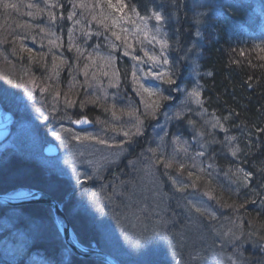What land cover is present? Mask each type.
Masks as SVG:
<instances>
[{
	"label": "trees",
	"instance_id": "16d2710c",
	"mask_svg": "<svg viewBox=\"0 0 264 264\" xmlns=\"http://www.w3.org/2000/svg\"><path fill=\"white\" fill-rule=\"evenodd\" d=\"M33 2L31 3L29 0H0V27L4 28L3 32H0V45H4V48L9 50L3 54V63H5L3 66L8 69H0V79H4L0 81L1 104L10 107L9 94L18 95L27 92L21 76V73L27 74L25 72L27 70L30 73L27 74L29 77L36 82L39 81L36 87L40 90L45 89L42 92L43 97L47 100L44 106H46L50 117L45 123V127L53 123L54 120L61 122L69 119L71 125L74 119L87 115L93 120L94 128H111L113 125L119 128L120 124H115L118 117L124 119L128 117V111L135 109L138 113L139 110H142V114L139 113V115L143 120L142 132H145L147 126L154 124L157 116V114L149 117L142 116L146 111V102L151 103L155 100L161 106V103L166 100L165 98L171 94V87L176 85V81H179L182 89L176 90L175 102L172 101V104L167 105L162 113L163 117L168 115L170 119L169 131L165 135L166 139H169V135L173 131L174 138L179 137L180 141L183 138L188 139L190 145L193 146L192 149L184 154L183 149L178 146L181 152L172 154L166 150L167 155L166 153L163 155L164 153L162 154L154 147V139L148 131L141 143H138L143 148L148 147V149L155 150L147 155L153 157L152 161L155 164H159L158 175H161V178H164L163 175L168 178L178 176L187 181L182 185L191 187L195 192L205 194L211 192V196L208 195L210 204L218 213V218L214 221H221L222 223L219 225L223 229L228 230L229 228L232 234L237 236V239L234 240L235 243L227 246L226 249L224 247L226 242L221 243L223 246L218 244L219 249L211 246L208 249H203L200 245L202 248L197 249V253H194V248H197L196 243H199L201 237L199 225L204 221H211L208 219L209 215L201 213L200 218L198 215L190 217L189 221L183 219L181 221L178 218L180 216V213L177 212L178 208L171 209L174 211H169L166 215L162 214L160 220L146 219L145 221L152 223V229L155 228L154 230L159 231L163 238L175 236L176 243L181 248L165 246V242L154 254V251L147 247L149 251L144 261L136 262L135 256L138 255L135 252L126 257L124 248L117 249V253L111 250L113 244L106 242L102 236V221H97L95 215L91 216L87 210L78 211L72 207L73 204L66 202L64 208L77 239L88 246L95 242L99 248L113 254L123 264H198L199 260L204 263L207 259L209 264H264V51H262L264 49V0H123L127 5L123 13H116L110 9L106 0H99V3L97 0H85L88 5L86 8L79 6L81 0H47V2L46 0H35ZM113 2L115 3L116 0ZM5 4H16L17 7L15 9L5 7ZM29 4L35 5V7L29 8ZM133 6L139 11L140 16L150 15L149 10L155 9L161 11L166 17L161 33L166 34L168 40L165 54L168 55L170 64H166L169 68L167 73L171 75L174 83H168L167 77H165L161 81V89L155 91L156 95L150 98H147V93H144L140 86L137 88L136 85H139L137 80H131L132 78L130 79L129 76H133V72L139 66L145 69L148 68V65L153 69L157 68L156 63L159 62L149 61L144 53L147 51L159 56L160 45L151 41V34L148 39H144L142 34L137 33L135 25H140L141 28L144 25L140 18L131 11ZM68 8H73L76 11L81 24L77 23L70 29L71 31L68 32L70 38L67 37V41L70 39L78 46L82 42H86L88 46L93 45L97 54L86 59L83 63L71 61L62 65L63 73L58 78L52 75L54 77L52 81L47 78V73L41 71L42 74L38 75L37 71L33 69L34 67L20 69V65L26 62L41 63L43 61L40 53L36 54L35 60L21 56L25 54V51L21 49V44L26 41L31 44L32 49L37 47V42L29 35L40 27L46 32H55L58 35L53 41L57 46L61 40L66 41V30H60L58 23L69 15ZM29 12H32L33 15L29 16ZM49 12L55 14V20L50 19ZM101 13L109 17L105 20V23L110 26L109 29L92 19L93 16L99 19ZM110 13L111 16H109ZM196 13L203 14L202 22L198 26L194 22ZM118 16L128 17L127 20H124L127 22L128 32H119L122 36L121 40H117L112 35V31H114L112 18ZM73 21L76 22L77 18H74ZM132 21H135V25ZM149 21V28H153L157 23L154 19ZM197 27L200 36L195 34ZM61 35L65 36L61 37ZM47 43L48 40L44 39L43 48ZM190 44L192 45L190 46ZM49 45L53 46L52 43L47 46ZM173 48H179L181 54L176 56L171 51ZM126 53L130 56L129 58L124 57ZM118 54L124 55L121 57ZM25 55L28 56V54ZM135 57H141V59L137 60ZM92 58L94 61H89ZM140 61L142 64L139 63ZM136 64L137 67H135ZM181 66L188 68L185 77L181 76L182 73L180 74ZM85 74L95 75L93 78L95 80L92 79L94 87L95 83L99 82V88L104 86L108 90L101 92L100 89H96L94 94L86 92L85 97L78 98L74 102L72 109L63 100L64 96L55 104L50 102L52 95H56L57 92L62 95L67 94V97L71 95V91L67 90L65 84L67 77L78 76L81 78ZM103 77L106 79L96 81ZM193 77L196 80L192 83ZM193 88L200 91L202 105L196 106L198 104L195 103V100L188 97V93ZM4 89L7 93L2 92ZM127 94L129 96L125 98ZM97 98L99 99L97 100ZM87 99L97 100V102L90 103L86 101ZM82 101L83 107H81ZM122 101L130 103L132 107L124 106ZM87 104L98 108L90 112L91 110L87 109ZM54 105L57 106V110L52 111L51 107ZM113 105H115L117 118L112 116ZM105 108L108 111H105ZM99 109L100 116L96 114ZM121 110H123V114ZM177 112L181 113L179 117L176 115ZM14 114L17 112L14 111ZM225 117L227 119H224ZM216 118H219L223 127H212ZM132 121L134 122V120ZM181 121H186L187 128L183 129L181 125H178ZM189 121L194 123H189ZM226 137H235V139L228 140ZM146 143L148 145L144 146ZM233 150H236V155H232ZM201 152L204 154L198 155ZM173 157V166L165 168L163 161ZM21 159L24 158L15 153L2 152L0 154V193L10 192L18 187L42 188L45 191L48 190L60 201L64 200L65 195L71 193L68 187L70 179L67 177L41 175L39 167L31 172H26L25 175L20 173L23 170L21 168V170L8 168ZM121 162L125 163L124 159L114 163V168L118 169V173H121V169L125 166L118 167ZM179 164H183L184 168L180 169ZM239 169L244 171L240 172ZM189 172L193 175L189 176ZM245 172L252 175L244 179ZM37 177L38 179H36ZM116 177V174L114 176L105 174V179L108 182L113 178L117 180ZM45 181H47L46 185ZM20 182L23 184L14 187ZM86 182L89 184L98 183L96 180ZM58 184L66 186L65 195H62L65 190L57 189ZM43 185L45 188L42 187ZM119 188L118 185L117 190ZM128 189L131 191L132 188ZM125 192L126 190L121 191L115 200L111 198L115 208L122 207V201L126 199ZM107 198L110 197L103 199ZM92 203L88 204V209ZM95 204L96 202H94ZM113 205L111 204L112 207ZM8 210L9 207L0 206V222L5 223L6 227L9 226V222L5 221ZM43 211L44 213L39 215L45 218L42 230H38L36 239L29 242L33 246L15 242V245L11 247L9 242L11 243L13 239L8 236L6 230L0 232V264H25L23 258H18V262L17 260L13 262L6 257L9 251L12 255H21L17 252L21 251L22 247L24 251V246L28 248H25L27 252L29 250L39 253L34 252L33 259L42 261V258L48 264H106L95 259L73 256L58 234L51 210L44 208ZM37 216L32 211L27 213V217L36 218ZM78 219L80 220L77 221ZM27 220L26 218L22 228L28 226ZM106 225L104 222L103 226ZM8 238L11 241H7ZM230 239L228 237L227 242H230ZM213 241L215 240L213 239ZM249 250L258 252L259 256L250 254ZM255 255L258 258L254 257ZM214 258H216V262H214ZM186 260L192 262L187 263Z\"/></svg>",
	"mask_w": 264,
	"mask_h": 264
},
{
	"label": "rangeland",
	"instance_id": "374dc122",
	"mask_svg": "<svg viewBox=\"0 0 264 264\" xmlns=\"http://www.w3.org/2000/svg\"><path fill=\"white\" fill-rule=\"evenodd\" d=\"M29 1L31 3H34L33 1L35 0ZM68 9L71 13H75L73 18L70 20L68 19L67 15L66 18H63L58 23L59 26L63 24V27L66 30V41L61 40L59 46L54 43H52L53 46H47L48 44H51L49 43V41L53 42L55 40V37H57L58 35L55 32H46L43 28L40 27L37 31H34L31 35H29L31 39L37 42V47L32 49L31 44L27 43V41L23 43L27 49H31L32 52H34L35 54L32 52L31 54L28 51L24 50L25 54H28V56L25 54L21 56L26 57V59L28 57V59L30 60H35L37 58L36 54L40 53L43 61L41 63L26 62L25 64L20 65V69H24L26 67H34L33 69L37 71L38 75L44 72L47 73V76L54 75L56 78H58L59 75L64 71H62V65H65L71 61L83 63L86 59L97 54V51L93 45L88 46L86 42H82L83 44L81 43L78 46L74 41H71L70 39L69 41H67V37L70 38V35L68 34L69 30L72 29L75 24H77L75 21H73V19L77 18V21L80 22V17L76 13V11L73 8ZM148 23H150V21ZM126 27L127 22L122 20L119 26H115L113 27V29L114 31L121 33V28L126 29ZM41 29H43V31H41ZM3 30L4 28L0 27V32H3ZM64 36L61 35V37ZM44 39L48 40V43L45 44V48H43ZM77 49H79V51H77ZM0 50L3 51V53L0 54V58L1 56H4V53L9 51L7 48L4 47H0ZM164 56L167 58V60L169 59L168 55L165 54V52ZM56 59H58V61H56ZM89 61L93 62L94 59L92 58V60ZM169 61L170 60H168L167 64H170ZM139 63L142 64L141 61ZM53 64L56 65L55 68L53 67ZM156 67L157 68L154 69L152 67H148L147 69H145L139 66L138 69H135V75L137 76L135 80H137L139 84L136 85L137 88H139L140 84H143L145 87L154 89L155 91H159L161 89L162 79H158L154 74L167 72L169 68L168 65L163 64L162 62L156 63ZM94 76V74H85L84 76L82 75L81 78H78L77 76L72 80L74 82L73 86H67L66 83L67 90L71 91V95L67 98L75 102L76 100H78V98L82 99L87 95L84 92L89 93V91H91L92 94H94V91L96 89H99L100 85L99 82H96L94 87V84H92V79L94 78ZM47 78H49V76ZM129 78H132L131 80H134L133 76L131 75L129 76ZM103 79L106 78L103 77L100 78V80L96 79V81H102ZM83 80H86V87L84 86V83L83 85L81 84L80 87L79 82ZM5 89L4 91L2 90V92H5ZM181 89L182 87L180 86L179 81H176V85H173L171 87V94L168 96V98H173L174 95H176V90L178 91ZM5 93H7V91ZM29 96L30 95L28 93L22 96L9 94L8 102L10 107H8V105L4 106L0 102L1 107L5 111L13 113V118H15L12 123V133L10 134V136H8L9 138H6L7 140L5 139L2 144H0V154L2 152H10L27 158L37 157L39 158L41 164L40 166H38L40 168L39 170L41 172V175L49 174L52 172L50 170H53L62 173L64 176H67L75 182H83L87 179L92 178L95 179V177L97 178L101 175L100 171L102 169L104 171V168L108 163H115L121 158L124 160L127 158V163L121 169V173L116 172L117 180L113 178L107 184L103 183V187H99L97 190L90 191L89 198L87 200L83 202H75L77 205L75 209H77L78 207H85L88 202L92 203L96 200L99 201V204L102 202L101 214L97 217L95 216V219L99 221L103 217V215L106 217L104 222L107 225L103 226L102 224L101 227L102 236L105 238L106 242H108L109 244H113V247L111 249L113 252L117 253V249L124 248V256L129 257L131 256V252H135L138 255L137 257H135V261L143 262L148 254L149 248L150 250L154 251V254H156L159 251V248H161L165 242V246L170 245L175 246L177 248H181L180 245L176 243L175 236H172L171 238H163L159 231L154 230L155 228L152 229V223L146 222L145 220H160V218L162 217L161 215L167 212L168 210L170 212L174 211H171L173 206L175 208H178L177 212L180 213V216L178 217L180 218V220L183 219L184 221H189L190 217H196L198 215V218H200L201 213H197L195 209L191 207L189 201H191L198 207H201L203 210H206L203 213L206 216L209 215L208 219H211V221H204L203 223H200V225L196 223V225H199L200 227L201 237L199 238V243H196L197 248H194V253H197V249L202 247L203 249H208V247L211 246L219 249L218 244H220V246H223V244L221 243L226 242L224 244V247L226 249L227 246L235 243L234 240L237 239V236L235 237L229 228L228 230L223 229L222 226L219 225L220 223H222L221 221H214L216 220V218H218V213L212 208L210 204V197L208 196V194L195 192L192 190L191 187L188 186H186L183 191H180L179 187L182 184H185L187 182L186 180L175 176L173 178H175L178 183L173 184L172 180H169L167 176L163 175L164 178H161V175H158L159 164H155L152 161L153 157L147 155L151 154L152 151H150L148 147L143 148V146H140V144L138 143V139L141 138V140H143L142 138H144L145 136L144 132H142L138 136H134L132 141L126 142L122 146V148H117L116 145L120 144L121 141L125 140L122 133L109 129L94 128L93 121H91L93 123L92 126H90L89 128H84L82 130L71 126L72 123L71 125L69 124V119L63 120L61 122H57L56 120H54L53 123L48 124L45 127V123L50 119L48 112L46 111V106H44V103L33 104L31 102V99H28ZM63 96V100H65V95L60 94L59 97H57L55 94H53L52 100L50 102L55 104L56 102H59L60 98ZM147 98H150V96L148 95ZM86 101L89 102L91 100L87 99ZM148 102H146V104ZM149 104L151 103L149 102ZM95 108L98 107H91L90 104H87V109H90V112L94 111ZM51 110H57V106L54 105L53 107H51ZM14 111H16L17 114H14ZM96 114H99V116L101 115L100 109L98 112H96ZM163 118L164 119H162L161 124L160 122H157L158 119H156L154 120V124H151L149 127L148 132L151 133V137L154 139V147H156L162 154L164 153L163 155H165V153L167 155L169 151L174 154V152L172 151L174 150L173 146L179 145L183 149L184 154H187L188 145L190 144L188 139L183 138V140L181 141V145L174 140V135L169 137V139H166L165 134L167 133V131H169L170 119L168 115ZM121 127L126 128V126ZM53 132H60V136H54L52 134ZM86 133L91 134L100 139H104L107 141V143L100 144L97 142V140L75 139L76 135H80L81 137H83ZM161 137H163V139H161ZM47 138L55 140L59 143L61 147L59 155L56 157L53 156L54 158H48L43 155L44 145H46L44 144V141ZM146 145H148V143H146L144 146ZM184 149H187V151H184ZM166 150H168V152H165ZM136 154L137 156L135 157ZM106 174L108 176L112 175L110 172ZM164 180H166L167 183ZM116 181L118 182L116 183ZM118 185L120 187L119 190H117ZM112 186L113 188L109 189ZM129 186L132 188L131 191L128 189L130 188ZM14 187H17V185H15ZM16 190L27 189L18 187V189ZM125 190L126 197H124L126 199H124V201L128 203L129 207L125 209L124 212H116V208L114 206H111V198L115 200L119 193ZM106 197L110 198L103 199ZM169 199L172 200L171 204H169L168 202ZM127 203L125 208L127 207ZM106 206L107 212L105 213ZM86 210L88 211V208H86L85 211ZM102 211H104V214H102ZM7 213L8 216H6L7 218L5 219V221L7 222L9 220L12 221L13 217L20 218L21 216V213L16 212L14 210H8ZM90 213L92 216L93 211ZM118 220L119 223L117 222ZM26 223L28 224L26 228L17 229L19 231L21 230V233L26 238L25 242L23 243L28 245L30 241L36 239V237L34 236L38 235L37 231L42 230V227L38 223L36 218H29ZM4 225L6 224L0 222V232L4 230ZM122 229H124V231H122ZM228 237L231 238L229 240L230 242H227ZM213 239L215 241H213ZM200 245H202V247ZM9 246H13L12 241L11 243L9 242ZM24 247L28 249L26 246ZM25 248L24 251L22 247V250L17 252L21 253V255L18 256L10 255L11 252L9 251L7 253L8 259L14 262L18 258H23L25 260V264H48L42 258V261L33 259L34 252L37 253V251L31 252L28 250L27 252ZM189 260H186V262H192ZM214 262H216V258H214ZM198 264H209L208 259L205 260L204 263L203 261L199 260Z\"/></svg>",
	"mask_w": 264,
	"mask_h": 264
},
{
	"label": "bare ground",
	"instance_id": "6f19581e",
	"mask_svg": "<svg viewBox=\"0 0 264 264\" xmlns=\"http://www.w3.org/2000/svg\"><path fill=\"white\" fill-rule=\"evenodd\" d=\"M59 28H60V30H65V28L63 27V24H61L60 26H59ZM192 44H190V46H191ZM0 47H4V45H0ZM171 51H173L175 54H176V56H179L180 54H181V50L178 48V49H171ZM3 53V51L2 50H0V54H2ZM119 56H121V57H123V55L124 54H118ZM125 58H129L130 56L128 55V54H125V56H124ZM3 56H1V58H0V69H2V68H6V66H3V64H5V63H3ZM130 61H131V58L129 59ZM124 63V62H123ZM135 67H137V64H136V66ZM8 68H6L5 70H7ZM179 70H180V74H181V76H183V77H185L186 76V74L188 73V68H185V67H180L179 68ZM9 71V70H8ZM27 74H30L29 73V71H25ZM129 73H130V70H129ZM27 74H25V73H21V76H22V79H23V82H24V86H25V88H26V90H27V92H24V93H22V94H18L19 96H22V95H26L27 93L30 95L29 97H28V99H31V102L32 101H34L33 103H35V104H38V103H47V100L43 97V93H42V91L40 90V89H38V87H36V84H37V82H39V81H37L36 82V80H34V79H32L31 77H29ZM49 76V79L52 81L53 80V76L52 75H48ZM75 77H67L66 78V80H65V84L67 83V86H73V84H74V82L72 81L73 79H74ZM4 79H0V81H3ZM57 80V79H56ZM58 80H61V79H58ZM196 80V78L195 77H193V79H192V83L194 82ZM35 82V87H34V85H33V83L32 82ZM84 81V80H83ZM86 80L84 81V82H79V84H82L83 85V83H84V86L86 87ZM81 87V86H80ZM101 87V86H100ZM110 87H112L111 85H110ZM60 88H62V85H60ZM78 88V87H77ZM100 90L99 91H101V92H103V91H105L106 92V90H108V89H106L104 86L103 87H101V88H99ZM31 90V91H30ZM32 91H34V92H36V93H32ZM64 91V90H63ZM22 92V91H21ZM91 91H89V93H90ZM84 93H86V92H84ZM92 93V92H91ZM96 94H99L98 92H96ZM128 94H130L129 92H128ZM126 95V97L125 98H128V96L129 95ZM15 95H17V94H15ZM130 96L132 97V95L130 94ZM133 98V97H132ZM167 98V97H166ZM133 99H135L136 100V98L134 97ZM176 99V97H173V98H171V97H169V98H167L166 100H164V102H162L161 103V106H160V108H158L157 109V116H156V119H161V121L160 120H158L157 122H160V124L162 123V119H164L163 118V116H162V113H163V111H164V109L166 108V106L167 105H170V104H172L171 102L173 101V103L175 102L174 100ZM122 104L124 105V106H127L128 108H131L132 106H131V104L130 103H126V102H124V101H122ZM147 104H149V102L147 103ZM196 106H199V105H196ZM141 111V112H140ZM145 112L146 111H144V113H143V115L142 116H144V117H149L150 115H146L145 114ZM10 113V112H9ZM139 113H141L142 114V110H139ZM10 115L13 117L14 115H13V113H10ZM84 117H87L90 121H93V120H91L90 119V117L89 116H87V115H83ZM167 115H165L164 117H166ZM161 117V118H160ZM155 119V120H156ZM13 120H15V118H13ZM132 120H134L133 118H130L129 116L128 117H126V118H124V119H122L121 117H118V119H117V121L115 122V124H120V126L119 127H121V126H126V125H128V123H130V121H132ZM133 122V121H132ZM126 124V125H125ZM178 125H181L182 126V128L184 129V128H187V124H186V121L185 122H183V121H181ZM150 126V125H149ZM149 126H147L146 127V130H145V132L144 133H147L146 131H149ZM103 129H109V130H112V127L111 128H104L103 127ZM170 135H174V133H173V131L170 133ZM169 135V137H171ZM143 137V136H142ZM48 139V138H47ZM46 139V140H47ZM46 140L44 141V143L46 142ZM138 142L139 143H141V138L140 139H138ZM54 144H56L57 145V147H58V153L56 154V155H54V157H56V156H58L59 155V152H60V150H61V147H60V145H59V143L58 142H56V141H54ZM179 144L181 145V141L179 140ZM178 146L179 145H174L173 146V149L174 150H172L173 152H174V154L175 153H177V152H181V151H179V149H178ZM192 145H188V150H191L192 149ZM44 149H45V145H44ZM43 155L45 156V157H48V158H54L53 157V155H48V153L46 154L45 153V150H43ZM171 156V155H170ZM176 157V156H175ZM24 159H21V160H17L16 162H14L15 164L12 166V167H8V168H13L14 170H21V169H23V170H21L22 172H20L21 174H23V175H25V173L26 172H31L33 169H35L36 167H38V166H40L41 164H40V160H39V158H37V157H23ZM125 161V163L124 162H121L119 165H118V167H121V165H126V163H127V159H125L124 160ZM7 168V169H8ZM21 168V169H20ZM106 168V169H105ZM105 168H104V171H103V169L100 171V173H101V175L99 176V177H95V179H96V181L98 182V183H88V182H86V181H92V180H95V179H87L86 181H83V182H75L74 180H72V179H70L68 182V187L70 188V190H71V193L70 194H68V195H65L66 194V190H67V188H66V186L64 185V184H58V186H57V189H60V190H65V192L62 194V195H65V198H64V200H62V201H60V200H58V198H56L53 194H51L50 192H48V190L47 191H45L44 189H42V188H34V189H32V190H37V191H42V192H46V193H48V194H50V195H52L54 198H56L61 204H63V210L65 211V208H64V205H65V203L67 202V204H68V202L70 203V204H73V208H76L77 207V205H76V203H77V201H79V202H83V201H85V200H87L88 198H89V193H90V191H92V190H97L99 187H103L102 185H103V183H105V184H107L108 183V181H107V179H105V174L106 173H108V172H110L112 175L111 176H114L115 174H116V172L118 173V169L117 168H114V162H112V163H108L106 166H105ZM50 171H52L51 173H49L48 175H53V176H55V177H58V178H62V176L63 177H67V176H64L62 173H59V172H56V171H53V170H50ZM106 176H108L107 174H106ZM94 177V176H93ZM68 178V177H67ZM36 179H38V177L36 178ZM45 183V185L47 184V181H45L44 182ZM23 183H17V186H20V185H22ZM45 185H43L42 187L43 188H45ZM109 188V187H108ZM113 188V186L112 187H110L109 189H112ZM31 190V191H32ZM106 192V191H105ZM107 193V192H106ZM78 197V198H77ZM91 199V198H90ZM172 199V198H171ZM76 202V203H75ZM94 202H96V204L94 205ZM92 204L94 205H90V208L88 209V211H90V212H92L93 211V215H95L96 217L98 216V215H100L101 214V209H102V204H99V202L96 200V201H94ZM123 203H122V207H119V206H117L116 207V210H118L119 212H124L125 211V209H127L128 207H129V205H128V203L126 202V201H122ZM169 204H171L172 203V200H170L169 199ZM90 202H88L87 203V205H85V207H78L77 208V210L79 211V210H85L86 208H87V206H88V204H89ZM126 203H127V207L125 208V206H126ZM111 204L113 205V201L111 202ZM119 204V203H118ZM0 206H2V207H9V211L10 210H14V211H16V212H19V213H21V216H20V218H15V217H13V220L12 221H8L9 222V226L8 227H6V226H4L5 228H4V230H6V232L8 233V236L9 237H11L12 239H13V246L15 245V242H17V243H22L23 244V242H25V240H24V237H23V234L21 233V230L19 231L18 229H17V227H21L23 224H24V222H25V219L27 218V219H29V218H31V217H27V213H28V211H32L34 214H36V215H38V217H36V220L38 221V223L41 225V227H42V223H43V220L45 219L44 217H42V216H39L40 214H43L44 213V211H43V209L44 208H49L50 210H51V212H52V216L54 217V212H53V209H51L49 206H47V205H45V204H41V203H39V202H23V203H20V205H10V206H8V205H3L2 203H0ZM98 206H99V208H98ZM114 207H115V205H113ZM106 208V210H105V212L107 211V206L105 207ZM131 208V207H130ZM172 209H175V207L173 206L172 207ZM104 210V209H103ZM166 213H169V210L167 211V212H165V214ZM66 215H67V218H68V220H69V222H70V219H69V217H68V214H67V212L65 213ZM102 214H104V211H102ZM55 218V217H54ZM105 219H106V217L103 215V217L99 220V222L100 221H102V224L104 223V221H105ZM80 219H78L77 221H79ZM70 224H71V222H70ZM72 227V226H71ZM22 228V227H21ZM57 231H58V234L60 235V237L62 238V235H61V232L58 230V228H57ZM36 237V236H35ZM7 241H11L9 238L7 239ZM79 243H80V241H78ZM83 244V243H82ZM83 245H85V244H83ZM27 246H33V244L31 243V244H28ZM86 246V245H85ZM34 247H36V245H34ZM30 248V247H29ZM249 253L250 254H256L257 256H259V253L258 252H253V251H251V250H249ZM71 254L73 255L74 253L73 252H71ZM131 254H133V253H131ZM254 256V257H257V256ZM136 257V256H135ZM258 258V257H257ZM21 259V258H20ZM96 260V259H95ZM99 261V260H98ZM17 262H18V260H17ZM101 262H103V261H101ZM103 263H106V262H103Z\"/></svg>",
	"mask_w": 264,
	"mask_h": 264
},
{
	"label": "snow or ice",
	"instance_id": "6c2138e0",
	"mask_svg": "<svg viewBox=\"0 0 264 264\" xmlns=\"http://www.w3.org/2000/svg\"><path fill=\"white\" fill-rule=\"evenodd\" d=\"M46 2H47V0H46ZM97 2L99 3V0H97ZM106 3L108 5V7L110 9L114 10V12H116V13H123L124 9L127 7V5L124 4L123 0H116L115 3L113 2V0H106ZM4 6L5 7H11V8H14V9L17 7L16 4H5ZM79 6L81 8L88 7V5L85 2V0H81ZM28 7L29 8L35 7V5L29 4ZM131 11L137 17L140 18V20L142 21V23L144 25V27L141 28L140 25H135V21H132V23L135 25L137 33L142 34L144 39H148L150 34H151V41H155L156 43H158L160 45V55L159 56H157L156 54H150L147 51H145L144 55L148 58L149 61H152V62H161L162 61L163 64H167L168 60L164 56V52H165L166 48L168 47V40L166 38V34H162L161 33V29H162V26H163V23H164L166 17L162 14L161 11H157L155 9L149 10L150 11V15H146V16H140V13L136 9L135 6L132 7ZM28 15L32 16L33 13L29 12ZM48 15H49L51 20H55L56 19V16H55L54 13L49 12ZM74 15H75V13H71L70 12L69 15H68V19L71 20ZM202 15H203L202 13H196L195 16H194V22L196 23L197 26L202 22L201 21V16ZM109 16H111V13L109 14ZM108 18L109 17L104 16L103 13H101V16H100L99 19H97L96 16L92 17L93 20H96L97 23L101 24L106 29H109V27H110L108 23H105V20L108 19ZM127 19H128L127 16H118V17L112 18V26L113 27L119 26V24H120V22L122 20H127ZM152 19H154L157 23H156V25L153 28H149L148 27V21L152 20ZM76 23H80V22L76 21ZM28 26L30 27L31 25H28ZM41 31H43V29H41ZM69 31H71V30H69ZM127 31H128V29L121 28V32H127ZM195 34H196V36H200V31H199L198 27H197V31H196ZM112 35L117 40H121L122 39L121 34L116 32V31H112ZM21 39H23V37H21ZM49 43H53V42L49 41ZM112 46L115 47V45H112ZM128 47H131V45H128ZM21 49L26 50L29 53L32 52L31 49H27L26 46L23 45V44H21ZM14 51H15V49H14ZM77 51H79V49H77ZM262 51H264V49H262ZM135 59L139 60V59H141V57H135ZM61 62H63V61H61ZM53 67L55 68L56 65L53 64ZM154 75H156V77L158 79H165V77H167V82L168 83H170V84L174 83V81L171 79V75L169 73H167V72L155 73ZM208 75H211V73H208ZM133 78H134V80L136 79L135 72H133ZM32 83H33V85L35 87V82L33 81ZM140 88L143 89V92L147 93L150 97L156 95V92H155L154 89L147 88L143 84H140ZM41 91L43 92V91H45V89L42 88ZM56 95L59 96L60 93L57 92ZM200 96H201V93L196 88H193L192 91L188 93V97L190 99L195 100V103L198 104V105H202V100L200 99ZM98 99L99 98H97V100ZM165 99H167V98H165ZM97 100H91L89 102L90 103H96ZM65 103L68 106H72L74 101L68 99L67 98V94H66L65 95ZM83 106H84V104H83V102H81V107H83ZM159 107H160V104L158 102H156L155 100H153L151 102V104H145V109H146L145 114L154 116L156 114V110ZM105 111H108V109L105 108ZM121 112L123 114V110H121ZM127 115L130 118H133L134 122H130L127 125L126 128L125 127L117 128L115 125L112 126V130L113 131H117V132L122 133L123 137L125 138V140L121 141L120 144L116 145L117 148H122V146L126 142H131L134 136H138V135H140L142 133L143 120L140 118V115L137 112V110L133 109L131 111H128ZM176 115H177V117H179L181 115V113L177 112ZM112 116H113V118H117V113L115 111V105H113ZM224 119H227V117H225ZM74 123H77V124L89 123V121H88L87 117H82L81 119H78V120L74 121ZM189 123H194V122L189 121ZM212 127L213 128H215V127H223V125L220 124L219 118H216V122L214 124H212ZM52 134L54 136H57V137L60 136V132H53ZM200 134L203 135V133H200ZM75 139H77V140H81V139L97 140V142L100 143V144H106L107 143L106 140L100 139L98 137H95V136H93L91 134H87V133L83 137H81L80 135H76ZM161 139H163V137H161ZM226 139L234 140L235 137H226ZM174 140L178 143L179 142V137H175ZM150 151H155V150L150 149ZM184 151H187V149H184ZM203 154L204 153L201 152L198 155H203ZM232 155H236V150L232 151ZM173 161H174V157L163 161L164 167L165 168H171L173 166ZM179 167H180V169H183L184 165L183 164H179ZM238 171L243 172L244 170L243 169H239ZM188 175L192 176L193 173L189 172ZM251 175H252L251 173L245 172L244 173V179H247ZM169 179L172 180L173 184H177L178 183V181L175 178H173V177H169ZM197 179H199V177H197ZM185 187H186L185 185H181L179 187V190L183 191ZM207 194L209 196H211V192H209ZM189 203L191 204V207L194 208L197 213H203L204 211H206V210H203L201 207H198L197 205L193 204L191 201H189ZM117 222L119 223V220ZM122 231H124V229H122Z\"/></svg>",
	"mask_w": 264,
	"mask_h": 264
},
{
	"label": "water",
	"instance_id": "95a60500",
	"mask_svg": "<svg viewBox=\"0 0 264 264\" xmlns=\"http://www.w3.org/2000/svg\"><path fill=\"white\" fill-rule=\"evenodd\" d=\"M89 123H74V127L77 129L88 128L93 123L88 119ZM13 123V117L9 112L5 111L0 105V142L4 141L11 132V125ZM45 153L48 155H55L58 153V147L54 143H50L45 147ZM23 202H39L45 204L53 209L54 220L58 230L61 232L62 239L64 240L68 249L74 253L75 256L87 259H96L106 262L107 264H122L115 256L108 252L97 248L96 243H92L91 246H85L73 236L71 224L63 210V204H61L52 195L32 190L26 193H6L0 194V203L3 205H20Z\"/></svg>",
	"mask_w": 264,
	"mask_h": 264
}]
</instances>
